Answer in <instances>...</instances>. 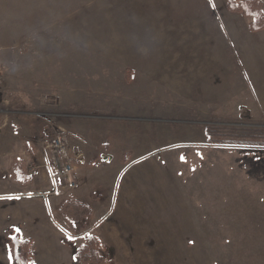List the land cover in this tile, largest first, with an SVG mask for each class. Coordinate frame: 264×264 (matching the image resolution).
<instances>
[{
  "label": "rangeland",
  "instance_id": "rangeland-1",
  "mask_svg": "<svg viewBox=\"0 0 264 264\" xmlns=\"http://www.w3.org/2000/svg\"><path fill=\"white\" fill-rule=\"evenodd\" d=\"M226 2L0 0V119L83 161L35 264H78L87 235L108 264H264V137L227 134L264 131V28Z\"/></svg>",
  "mask_w": 264,
  "mask_h": 264
},
{
  "label": "crops",
  "instance_id": "crops-1",
  "mask_svg": "<svg viewBox=\"0 0 264 264\" xmlns=\"http://www.w3.org/2000/svg\"><path fill=\"white\" fill-rule=\"evenodd\" d=\"M25 119L23 118L24 121ZM22 123L9 122L6 116L0 119V239L4 237L7 242L11 236H17L21 241L30 242L33 259L31 264H35L33 249H35L36 241L41 242L46 237H49L50 241L59 234L54 225L55 221L50 216L49 207H55L57 198L67 197L68 199L73 193L77 195V190H81L80 177L76 173L78 166L76 163L81 164L83 161L79 154L73 156L69 149L76 177L74 188H69L61 179H53L49 171L44 169L30 176L22 168L27 164L26 151L36 162L35 164L44 163V152H48L46 147L42 154L40 152V135L45 134L46 129L44 130L42 125L37 127L38 125L34 124L32 127ZM59 130L64 135L66 134L64 129ZM52 132L54 134L56 129ZM41 191H49L46 195L51 197L40 199ZM7 258H9L8 251ZM9 261L8 259L6 264Z\"/></svg>",
  "mask_w": 264,
  "mask_h": 264
},
{
  "label": "trees",
  "instance_id": "trees-1",
  "mask_svg": "<svg viewBox=\"0 0 264 264\" xmlns=\"http://www.w3.org/2000/svg\"><path fill=\"white\" fill-rule=\"evenodd\" d=\"M227 8L233 12L238 13L243 18L250 21V28L252 30H260L264 28V13L262 5L259 0H227ZM207 141L210 144L224 143L216 138L221 136L219 130L207 127L204 130ZM228 136H231V142H242L244 139H251L247 142H259L258 138L264 137V131L260 130H240L231 129L228 131ZM255 140V141H254ZM8 252L12 264H31L32 252L31 243L28 241H21L17 236H11L7 240ZM104 247L100 245L99 240L95 236L87 235L83 238V243L78 247L75 258L78 264H108L107 254L103 255Z\"/></svg>",
  "mask_w": 264,
  "mask_h": 264
},
{
  "label": "built area",
  "instance_id": "built-area-1",
  "mask_svg": "<svg viewBox=\"0 0 264 264\" xmlns=\"http://www.w3.org/2000/svg\"><path fill=\"white\" fill-rule=\"evenodd\" d=\"M4 71L0 67V89L4 86ZM67 141L61 133H54L47 141L49 162L43 168L53 179H61L69 188L76 186L73 158L70 156ZM28 173L35 175L36 168L30 167Z\"/></svg>",
  "mask_w": 264,
  "mask_h": 264
},
{
  "label": "snow or ice",
  "instance_id": "snow-or-ice-1",
  "mask_svg": "<svg viewBox=\"0 0 264 264\" xmlns=\"http://www.w3.org/2000/svg\"><path fill=\"white\" fill-rule=\"evenodd\" d=\"M183 159V158H182Z\"/></svg>",
  "mask_w": 264,
  "mask_h": 264
}]
</instances>
